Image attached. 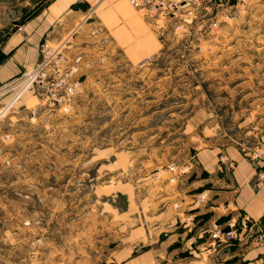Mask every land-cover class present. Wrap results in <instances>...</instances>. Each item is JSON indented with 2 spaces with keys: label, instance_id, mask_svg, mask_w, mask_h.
Here are the masks:
<instances>
[{
  "label": "rangeland",
  "instance_id": "obj_1",
  "mask_svg": "<svg viewBox=\"0 0 264 264\" xmlns=\"http://www.w3.org/2000/svg\"><path fill=\"white\" fill-rule=\"evenodd\" d=\"M135 1L152 50L129 54L89 12L0 84V264H106L124 232L156 229V185L199 150L262 159L264 0Z\"/></svg>",
  "mask_w": 264,
  "mask_h": 264
},
{
  "label": "crops",
  "instance_id": "obj_2",
  "mask_svg": "<svg viewBox=\"0 0 264 264\" xmlns=\"http://www.w3.org/2000/svg\"><path fill=\"white\" fill-rule=\"evenodd\" d=\"M9 1L0 0V30L16 23L28 5L36 10L0 42V84L35 63L42 39L57 44L70 26L94 13L129 54L155 47L149 24L132 0ZM234 142L199 150L198 170L192 168L175 183L156 185V229L141 226L124 232L122 243L109 250L106 264H264L262 243L207 244L212 222L224 226L244 212L264 221V180L256 178L264 153L262 159L251 160L249 151Z\"/></svg>",
  "mask_w": 264,
  "mask_h": 264
},
{
  "label": "built area",
  "instance_id": "obj_3",
  "mask_svg": "<svg viewBox=\"0 0 264 264\" xmlns=\"http://www.w3.org/2000/svg\"><path fill=\"white\" fill-rule=\"evenodd\" d=\"M146 2L147 0H140ZM149 1V0H148ZM133 4H138L135 0H132ZM167 3V4H166ZM168 0H156V10H159L162 6L170 5ZM48 41L45 40L43 44V50L47 49V52L53 51L52 46L48 47ZM33 78V72H30L25 77L28 84ZM261 155L258 148H255L250 157L252 159ZM178 168L173 164L169 165V169L174 172ZM179 169V168H178ZM257 180H264V165L256 171ZM170 180H174V176L170 177ZM232 240H238L242 245L248 246L250 244H264V221L260 222L254 220L246 212L241 213L237 218L231 217L227 220L223 226L217 222H212L211 228L208 234L207 244L209 246H217L223 243L231 242Z\"/></svg>",
  "mask_w": 264,
  "mask_h": 264
},
{
  "label": "water",
  "instance_id": "obj_4",
  "mask_svg": "<svg viewBox=\"0 0 264 264\" xmlns=\"http://www.w3.org/2000/svg\"><path fill=\"white\" fill-rule=\"evenodd\" d=\"M4 55L0 54V61L3 59Z\"/></svg>",
  "mask_w": 264,
  "mask_h": 264
}]
</instances>
